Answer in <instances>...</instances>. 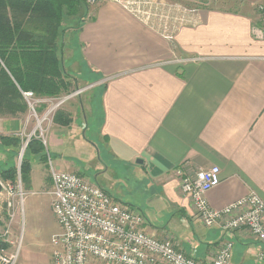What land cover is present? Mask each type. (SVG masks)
<instances>
[{
    "label": "crops",
    "instance_id": "obj_1",
    "mask_svg": "<svg viewBox=\"0 0 264 264\" xmlns=\"http://www.w3.org/2000/svg\"><path fill=\"white\" fill-rule=\"evenodd\" d=\"M188 2L195 3L188 27L174 41L112 0L85 12L78 27L64 26L63 66L78 97L49 121L47 156L31 155L27 189L35 194L51 185L52 191V168L77 173L137 208L147 232L173 238L188 255L208 260L232 241L231 264H257L264 243L246 230L203 224L181 192L177 171L194 175L219 166L222 181L207 193L215 209L252 192L264 199V37L253 31L264 29L257 10L264 0ZM34 129L29 109L20 117L0 116V136L28 138ZM14 149L0 140V171L15 164L19 179ZM126 176L135 181L137 199L111 190ZM154 203L162 227L152 223ZM186 225L188 243L176 237Z\"/></svg>",
    "mask_w": 264,
    "mask_h": 264
},
{
    "label": "built area",
    "instance_id": "obj_2",
    "mask_svg": "<svg viewBox=\"0 0 264 264\" xmlns=\"http://www.w3.org/2000/svg\"><path fill=\"white\" fill-rule=\"evenodd\" d=\"M96 0H87L94 3ZM131 5L130 0H115ZM259 21L264 24V3L258 7ZM254 34L264 37V29L255 25ZM29 109L37 115V106L47 99L39 98L32 90L23 91ZM64 100L49 105L38 119L42 133L33 136L46 143L43 124L54 115ZM71 97V95H70ZM21 165L19 166V168ZM181 192L189 198L198 217L208 227L221 223L226 232L246 230L264 243V199L256 192L231 202L221 209L213 208L207 193L221 181V169L214 165L199 169L194 175L178 170ZM53 190L52 208L58 231L52 236L53 264H231L234 243L225 241L208 260L188 255L177 241L158 239L146 230L147 219L134 206L125 203L100 185L77 173L51 169ZM4 217L11 223L24 204L26 192L21 177L16 183L1 180ZM2 243L9 242L0 234ZM2 245V244H1ZM0 245V249H2ZM1 254V250H0ZM7 259L0 264H14ZM14 261V262H13ZM257 264H264V251L258 254Z\"/></svg>",
    "mask_w": 264,
    "mask_h": 264
},
{
    "label": "trees",
    "instance_id": "obj_3",
    "mask_svg": "<svg viewBox=\"0 0 264 264\" xmlns=\"http://www.w3.org/2000/svg\"><path fill=\"white\" fill-rule=\"evenodd\" d=\"M86 1L0 0L1 117H20L28 112L23 91L32 90L39 97H57L76 88L72 75L63 66L65 16L80 17ZM58 111L55 120L62 115ZM0 140L15 147L13 152L18 153L20 136L2 135ZM31 155L47 156L46 147L37 136L30 139L21 164V179L27 186ZM0 175L17 181V166L7 167Z\"/></svg>",
    "mask_w": 264,
    "mask_h": 264
},
{
    "label": "rangeland",
    "instance_id": "obj_4",
    "mask_svg": "<svg viewBox=\"0 0 264 264\" xmlns=\"http://www.w3.org/2000/svg\"><path fill=\"white\" fill-rule=\"evenodd\" d=\"M103 1L105 0H96L94 3H89L86 1V4H84L82 7L83 14L81 11L80 17L79 15L77 17L65 16V26L78 27L86 18L84 13L87 11L95 10ZM112 1L120 3L115 0ZM130 1L131 5L128 6L126 2L123 3V5L131 9L133 12L137 13L140 17L146 19L149 24H151L156 30H159L162 35L168 37V40L170 41H174V35L179 30L183 29L184 27H188V8H191L192 5L195 4L192 2H188V0ZM259 5L260 4H258L257 6V10ZM73 41V38H71L66 46L72 45ZM74 94L75 93L71 92L61 94L57 97L38 96L39 98L47 99L48 101H42V103L37 106V115L33 114L29 109L32 123L35 126L34 131H36V133H39V135L43 132L42 129L38 126V119H41L44 116L43 114L47 110L49 105H53L56 101L58 102L64 100L63 97L66 96H68L66 102L72 101L78 97L76 96L73 98ZM62 106L63 104L59 105L58 108L55 109L53 116L56 115L57 111L60 110ZM49 121L50 119L43 124L44 132L48 129ZM20 139L21 144L19 143V146H17L18 153L16 152V162L18 166L22 164L24 153L27 147V138L24 137L22 139L20 137ZM90 158L91 157L87 159L90 160ZM19 169H21V167ZM0 179L3 180L6 184L10 183L14 185L16 183V180L11 178H3L1 177V175ZM113 181H116L115 177ZM132 182H135L134 179L131 178V176H126L123 179H119L118 181H116L115 186L111 187V190L112 192H115V190H117L115 193H117L118 196L125 197L129 201L130 196L136 197L135 199H137L138 191L136 188H134V186H132ZM22 186L23 190L26 192L25 201L24 204L21 205V207L17 210L16 218L11 223V225L8 218L4 217L3 201H1L0 198V234L4 235L5 239L9 241L6 243H2L1 245L2 249H0V263H4L7 259H15V262L13 261L14 264H53L52 253L54 250V246L52 244V236L57 232L58 224L52 208L53 198H51V185L47 186V188L45 189L46 192L40 191V193L35 194H32V192L27 189L28 186L26 184L22 183ZM32 197L37 198L38 202L29 204V199H31ZM154 205L157 209H155L157 211V214L151 215L152 223L155 224V226L162 227L164 226V224L161 223L160 220H156L157 216L162 217V210L156 205V203H154ZM151 212L154 213V210L152 209ZM187 223L188 222H186V224ZM186 226V232L183 233L182 231H180L176 234V237L180 241H185L186 243H188V225ZM170 240L175 241L173 240V238H170Z\"/></svg>",
    "mask_w": 264,
    "mask_h": 264
},
{
    "label": "water",
    "instance_id": "obj_5",
    "mask_svg": "<svg viewBox=\"0 0 264 264\" xmlns=\"http://www.w3.org/2000/svg\"><path fill=\"white\" fill-rule=\"evenodd\" d=\"M3 191V186H2V183L0 181V198H1V193ZM2 244V239L0 238V245Z\"/></svg>",
    "mask_w": 264,
    "mask_h": 264
}]
</instances>
